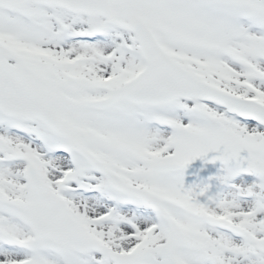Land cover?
I'll use <instances>...</instances> for the list:
<instances>
[{
  "label": "snow or ice",
  "instance_id": "snow-or-ice-1",
  "mask_svg": "<svg viewBox=\"0 0 264 264\" xmlns=\"http://www.w3.org/2000/svg\"><path fill=\"white\" fill-rule=\"evenodd\" d=\"M0 264H264V0H0Z\"/></svg>",
  "mask_w": 264,
  "mask_h": 264
}]
</instances>
